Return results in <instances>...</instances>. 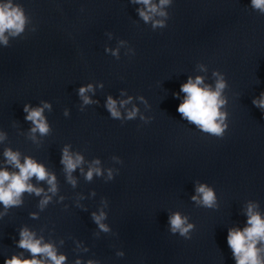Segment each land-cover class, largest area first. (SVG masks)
Masks as SVG:
<instances>
[{
  "label": "water",
  "instance_id": "95a60500",
  "mask_svg": "<svg viewBox=\"0 0 264 264\" xmlns=\"http://www.w3.org/2000/svg\"><path fill=\"white\" fill-rule=\"evenodd\" d=\"M11 2L27 23L0 43V171L18 173L4 155L11 150L21 164L42 165L56 191L32 177L40 195L0 203V264L33 259L18 246L25 229L64 264H236L229 230L248 227L250 204L264 219V109L253 104L264 93V14L251 0H171L161 9L167 19L153 17L166 27L153 29L133 0ZM196 77L213 91L225 81L222 138L177 112L181 86ZM89 85L86 104L80 89ZM26 105L43 108L46 134L32 131ZM65 149L82 158L74 171L61 162ZM92 168L100 175L89 180ZM202 184L215 194L212 207L192 200ZM101 212L107 232L93 219ZM177 212L193 225L188 238L171 231Z\"/></svg>",
  "mask_w": 264,
  "mask_h": 264
},
{
  "label": "clouds",
  "instance_id": "9594fccd",
  "mask_svg": "<svg viewBox=\"0 0 264 264\" xmlns=\"http://www.w3.org/2000/svg\"><path fill=\"white\" fill-rule=\"evenodd\" d=\"M136 4L144 6L143 9H137L139 16L145 23L152 22L153 29L165 28V21L161 19L154 20V16L164 17L167 19L168 14L161 9L171 3V0H159V4H154L153 0H133ZM251 7L254 10H258L261 14H264V0H251ZM27 23V17L25 10L20 4H13L11 0L7 3L0 4V43L5 46L8 45V37H18L25 31ZM108 51V49H106ZM117 55L116 52L112 53ZM213 75H218L213 73ZM203 84L202 77H196L195 81L189 78L186 84L181 86L180 91L185 93V99L183 103L177 108V112L181 114L182 118L186 119L190 123L196 125L201 131L209 133L213 136L223 137L225 128L227 125L223 123L225 120V114L221 113L220 108L225 104V100L221 99V93L225 89L226 84L223 77L217 79L215 84V90L213 91L210 86L201 87ZM91 89V85L88 88H81L80 95L83 97L84 102L90 103L89 99L84 93ZM124 101V103H129ZM253 104L261 109H264V93L261 94L259 100H253ZM45 108L49 107L48 104L44 105ZM107 108L113 118H120V112L116 109V102L111 97L108 98ZM24 111L28 113L25 117L26 120L31 121L35 127L33 132L39 130L41 134L48 132L47 124L42 115L43 108L29 109V106L24 107ZM136 110L133 109L128 113V119L134 118ZM223 125V126H222ZM7 162L19 169L18 173H10L7 170L0 171V203L5 208L10 206L19 205L21 203L20 197L23 193L35 192L36 195H40L42 189L34 188L28 181L35 177L37 180H47L51 185L49 191L55 193V177H49V174L45 171L42 165L37 164L30 158H25L24 163H20L19 153H15L11 150H6L4 153ZM66 168V171H74L75 168L82 162V158L77 156L75 160L68 154L67 149L64 150L63 158L61 161ZM99 163V161H96ZM100 175L99 168H92L87 173V179L91 180L93 173ZM111 178V172L109 173ZM74 183V182H73ZM197 195L192 197V200L198 204H202L206 207H212L215 202V194L211 188L206 185H199L196 188ZM48 203V198L41 201V206ZM255 205H249L248 227H245L242 231L239 229L229 230L227 236L228 247L232 250L233 256L236 260V264H264V258L260 253L264 249L257 247L258 244H264V219L258 212L254 211ZM104 218V213L101 212L99 216L93 214V219L102 231L107 232L108 228L101 223ZM188 218L182 217L180 213H174L169 217V224L173 233L179 232L181 236L187 237V233L193 228V225L187 223ZM21 239L18 246L22 249L29 251L33 259L21 260L15 256L11 260H6L5 264H44L42 260H37L35 257L44 256L52 261V264H64L66 257L57 256L53 247L49 244H43L40 240L34 239V234L28 232L26 229L20 233ZM122 256L123 253H118ZM79 264V261L77 262ZM89 264H93L89 261Z\"/></svg>",
  "mask_w": 264,
  "mask_h": 264
}]
</instances>
